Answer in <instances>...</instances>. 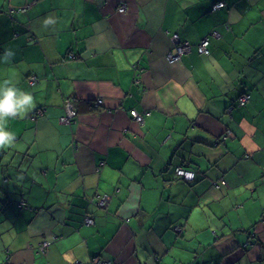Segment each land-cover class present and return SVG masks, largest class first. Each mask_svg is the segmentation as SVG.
<instances>
[{"label":"crops","instance_id":"crops-1","mask_svg":"<svg viewBox=\"0 0 264 264\" xmlns=\"http://www.w3.org/2000/svg\"><path fill=\"white\" fill-rule=\"evenodd\" d=\"M0 85V264H264V0H0Z\"/></svg>","mask_w":264,"mask_h":264},{"label":"built area","instance_id":"built-area-1","mask_svg":"<svg viewBox=\"0 0 264 264\" xmlns=\"http://www.w3.org/2000/svg\"><path fill=\"white\" fill-rule=\"evenodd\" d=\"M224 6L223 2H218L212 6L213 10H217ZM118 12H124L126 10V6L122 4L117 9ZM218 32H211L209 37H218ZM169 40L171 43L172 51L168 52L166 55V59L168 62H179L181 60V57L191 51V45L186 41H181L179 36L177 34H171L169 36ZM208 45H209V38L205 37L203 38L200 43L197 46V50L200 54H207L208 53ZM70 57H73L70 55ZM35 82V78L31 77L29 79V83ZM248 101V95L244 94L241 96L238 100V103L240 106L247 103ZM96 107L101 105V100L97 99L95 101ZM63 108H64V115L60 118V122H75L76 112L73 108V104L69 98H65L63 101ZM131 115L137 122H142L143 120V114L136 112L135 110H131ZM175 173L178 177L182 178L185 181H192L194 179V173L189 170H185L184 168L178 167L175 169ZM222 181V180H221ZM221 183H224L223 181ZM107 198L104 197L100 199L99 205L104 206L106 204ZM264 220V216H263ZM89 224L92 222L91 218H87L86 220ZM49 242L45 241L41 244V251L44 252L47 250V247L49 246ZM90 264H112L109 260H103L101 258L93 257L90 262ZM77 264H84V263H77Z\"/></svg>","mask_w":264,"mask_h":264},{"label":"clouds","instance_id":"clouds-1","mask_svg":"<svg viewBox=\"0 0 264 264\" xmlns=\"http://www.w3.org/2000/svg\"><path fill=\"white\" fill-rule=\"evenodd\" d=\"M4 83H7V81ZM32 103L33 97L31 94H25L22 96L15 87L4 88L0 85V121L5 120V118L9 116L14 118L17 114L22 117L26 112L24 106L30 105L31 107ZM9 143L10 140L7 134L0 130V147Z\"/></svg>","mask_w":264,"mask_h":264},{"label":"trees","instance_id":"trees-1","mask_svg":"<svg viewBox=\"0 0 264 264\" xmlns=\"http://www.w3.org/2000/svg\"><path fill=\"white\" fill-rule=\"evenodd\" d=\"M244 94H241L238 98H237V100H236V102L234 103V104H236L237 106H239L240 107V105H239V103H238V100H239V98L241 97V96H243ZM70 100H71V102H72V98H69ZM96 101V100H95ZM95 101H93V102H91V106H93L94 108H97L96 107V105H95ZM72 104H73V102H72ZM246 104V103H245ZM245 104H243L242 106H244ZM99 107V106H98ZM73 108H74V104H73ZM74 110H75V108H74ZM75 112H76V110H75ZM63 116V115H62ZM76 117H77V113H76ZM76 117H75V119H76ZM68 123H72V122H68ZM178 167H181V168H184V166H176V168H178ZM175 168V169H176ZM185 170H189L188 168H184ZM189 171H192L193 173H194V179L192 180V181H185V180H183L182 178H180V179H182L183 181H185V182H189V183H192V182H194L195 181V172L193 171V170H189ZM176 174V173H175ZM178 177V176H177ZM224 182V184L223 183H221L222 181ZM226 184V180L224 179V178H219L218 180H217V182H215L214 183V186L215 187H220L221 185H225ZM18 197V196H17ZM14 205H15V207H16V209L17 210H19V209H29V207H28V205H27V203H26V201L24 200V199H21V198H15L14 199ZM31 209V208H30ZM264 216V215H263ZM92 223V222H91ZM93 257H97V258H100L99 256H96V255H93V256H91L90 258H89V261H88V263L90 262V260L93 258ZM102 259V258H101ZM77 264V263H76ZM90 264V263H89Z\"/></svg>","mask_w":264,"mask_h":264}]
</instances>
